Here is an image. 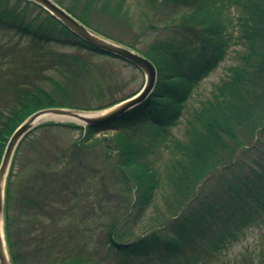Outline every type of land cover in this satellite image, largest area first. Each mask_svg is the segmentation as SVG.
Segmentation results:
<instances>
[{"label": "trees", "instance_id": "obj_1", "mask_svg": "<svg viewBox=\"0 0 264 264\" xmlns=\"http://www.w3.org/2000/svg\"><path fill=\"white\" fill-rule=\"evenodd\" d=\"M53 1L97 32L85 16L91 2L116 17L127 0H102V4L86 0L81 14L75 6L83 0H71L68 7ZM143 1L149 9L158 6L166 11L164 23L172 31L143 51L126 45L154 65L153 91L111 121L86 127L47 122L22 139L4 194V234L11 264H264V242L257 251L220 260L249 230L264 229V0ZM52 45L101 54L39 6L0 0V162L13 132L33 113L47 108L98 111L137 93L118 98L109 93L107 100L97 90L84 95L76 89L92 75L88 61L58 52ZM232 46L238 49L228 77L200 103L177 137L172 130L185 103ZM144 119L145 126L137 128ZM61 128L77 131V142L48 149L45 157L54 153L53 157L37 162L14 192L11 178L18 171L13 168L26 140L39 129ZM108 130L115 131V137L94 138ZM98 145L105 160L115 154L126 193L135 190L130 207L137 211H128L124 222L111 224L98 238L102 244L88 250L69 245L73 234L68 225L61 228L54 217L57 212L51 211H57L63 194L71 195V188L98 173L83 159L85 149ZM157 199L166 211H158L153 226L136 236L137 221L148 206L156 209Z\"/></svg>", "mask_w": 264, "mask_h": 264}, {"label": "rangeland", "instance_id": "obj_2", "mask_svg": "<svg viewBox=\"0 0 264 264\" xmlns=\"http://www.w3.org/2000/svg\"><path fill=\"white\" fill-rule=\"evenodd\" d=\"M59 1L63 3V7L73 4L71 0ZM97 2L102 4L99 2L103 1L99 0ZM85 3L86 0L77 2L75 6L77 14H81L80 12ZM91 3L92 7L86 11L85 15L90 26L97 29L98 33L107 36L113 41L121 42L123 45H131L139 51H143L147 45L156 40H163L172 34V31L166 28L167 23H164V19L167 17L166 11H162L161 7L158 6L155 9H149L143 0L126 1L122 11L127 12V17L122 15L124 13L122 11H119V15L116 17L113 16L111 10L101 12L94 7V1ZM51 47L58 52L79 55L84 61L85 59L88 61L92 75L89 76V80H83L76 89L86 96H91V93L97 90L101 91L105 100L110 98V94L118 98L138 92L144 84L143 75L117 59L94 54L86 50L80 51L67 47L59 48L54 45ZM237 49L232 46L218 67L194 89L191 97L184 105L182 117L172 130L177 137L181 136L186 121L199 108L200 103L211 98L215 87L228 77V69L236 63L235 50ZM90 77H92L91 80ZM145 124L146 120L144 119L142 122L137 123L136 127L140 128L145 126ZM124 131H130V129ZM115 133V131L108 130L95 135L94 138L104 139L106 137L107 139H112L115 137ZM78 136L79 133L77 131L62 128L52 129L50 132L39 129L31 134L24 144L27 147L19 154L17 166L13 168L14 172L18 171V174L11 178L10 187L13 188L14 192L29 177L31 170L34 169L33 167H37L39 163L46 162L53 157L54 153L46 156L47 158L45 157L46 152L49 151L48 149H62L73 145L77 142ZM94 147L93 149L84 150L85 158L83 159L86 164L95 168L98 173L92 178V175L89 176L83 184L75 185L71 188L73 191L71 195L63 194L59 199L57 211H51L53 215L54 212H57L54 217L59 219V225H62L61 228L64 225H68L67 229L70 234H73L69 245H83L88 250L98 248V244H102L98 238L104 235V232L111 224L118 225L124 222L129 215L128 211H137L130 207L131 200L135 196V190L132 188L128 194L126 193L127 183L116 168L117 159L115 154L110 153L105 160L102 146ZM165 159L166 157L163 155L162 161L164 162ZM34 163L36 164L32 165ZM155 205L157 210L153 209V206H148L141 215L140 220L137 221V226L134 230L136 236L143 234L153 226L152 221L158 218V211H166L160 199H157ZM263 242L264 229H251L246 233L243 240L228 251H225L220 260L222 259L224 262L233 260L238 253L245 250L257 251ZM202 262H206L205 257L202 258Z\"/></svg>", "mask_w": 264, "mask_h": 264}, {"label": "water", "instance_id": "obj_3", "mask_svg": "<svg viewBox=\"0 0 264 264\" xmlns=\"http://www.w3.org/2000/svg\"><path fill=\"white\" fill-rule=\"evenodd\" d=\"M25 1L39 6L95 51L122 60L137 68L144 76V85L133 97L102 110L47 108L33 113L17 127L8 140L0 162V264H11L4 234V189L10 163L20 141L37 126L47 122H73L86 127L116 119L141 104L150 95L156 83L154 65L141 54L91 31L52 0Z\"/></svg>", "mask_w": 264, "mask_h": 264}]
</instances>
